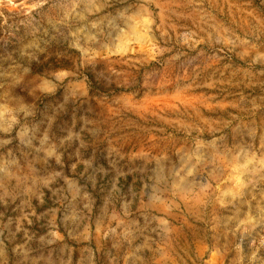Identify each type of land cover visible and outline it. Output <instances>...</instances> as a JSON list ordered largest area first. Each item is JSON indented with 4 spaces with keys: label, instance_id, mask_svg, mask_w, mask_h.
I'll list each match as a JSON object with an SVG mask.
<instances>
[{
    "label": "rangeland",
    "instance_id": "374dc122",
    "mask_svg": "<svg viewBox=\"0 0 264 264\" xmlns=\"http://www.w3.org/2000/svg\"><path fill=\"white\" fill-rule=\"evenodd\" d=\"M0 264H264V0H0Z\"/></svg>",
    "mask_w": 264,
    "mask_h": 264
}]
</instances>
